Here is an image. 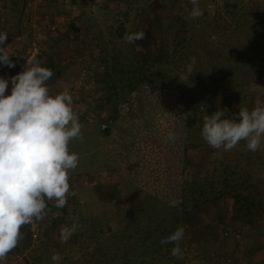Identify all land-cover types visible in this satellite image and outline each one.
Segmentation results:
<instances>
[{
	"label": "rangeland",
	"instance_id": "obj_1",
	"mask_svg": "<svg viewBox=\"0 0 264 264\" xmlns=\"http://www.w3.org/2000/svg\"><path fill=\"white\" fill-rule=\"evenodd\" d=\"M104 1L0 0V32L7 33L5 47L15 65L8 67L0 64V77L9 80L6 95L11 93V77L28 66L27 60L39 61L45 67L54 65L59 70L60 74L51 77L46 84L53 95L69 91L73 98V109L78 113L82 125L83 141L76 139L69 144L70 151L79 155L78 167L69 175H75L80 202L86 199L94 204L98 199L96 184H108L119 175L131 181V189L138 188L145 193L173 199L181 172L178 160L186 141V110L199 96L198 89L195 93L189 89L183 94L179 89L152 92L142 87L133 92L131 80L121 84L119 79L114 81L111 92L102 87L101 75L105 69L103 61L99 59L96 41L90 35L89 23L93 25L94 22L96 25H93L92 30L96 36H103L102 30H109L112 18L124 17V10L131 4L128 7L130 19L126 24L129 31L133 26L136 7L145 6L140 30L143 29L146 35L150 33L152 38L143 42L141 47L146 49L147 45L154 46L153 37H156L150 17L154 12L161 11L159 0H111V5ZM227 1L243 7L237 17L226 11ZM111 7L113 11H109ZM193 7L190 0H180L176 10H185V15H190L195 22L202 19L203 15L193 18ZM199 8L203 13H216L219 22L227 26L224 41L216 49L213 48L216 51L224 45L223 50L228 54L225 55L223 51L226 59L223 54L222 59L221 53L218 55L222 61H227L230 47L249 45V36L252 37L255 28L264 29V0H199ZM84 18H91L93 22H85ZM20 19L23 21L22 27L19 26ZM71 20L82 23L80 32H73L67 27ZM143 22L145 25H142ZM104 37L105 40L110 38L119 42L124 54L131 50L126 39L119 40L109 35ZM197 38L202 42L205 40L200 35ZM212 40L219 39L212 36ZM107 43L113 47L116 42ZM209 46L212 47V44ZM111 49H105L103 55H106V50L111 52ZM262 50L264 52V48ZM258 54L245 50L239 52L233 62H227L231 67L239 62L245 69V75H249L250 80L254 78L246 94L243 93L245 99L241 103L234 101L227 106L226 111L230 116L236 117L241 104L248 103L245 108L249 110L258 102L264 104V83L258 82L259 77L264 78V63L259 57L262 53ZM116 100L119 102V117L110 121L111 108ZM170 131L176 135L174 141L166 139ZM210 151L213 158L225 160L232 165L240 163L241 188L264 192V138L255 152L250 151L246 141L241 140L229 151L191 145L189 153L197 162L208 156L203 164L208 166ZM70 181L72 189L74 186ZM46 203L47 216L39 225L35 223L39 237H32L27 250L18 245L8 254L6 264L59 263V259L54 261L52 257L58 256L56 245L62 243L60 231L67 225L58 223L59 210L55 202ZM97 206L101 208L100 204ZM195 216V220H189L192 225L184 228L182 253L184 255L187 252V264H264V248H257L254 244L255 234L264 243V217L263 224L258 225L254 232L246 222L247 218L237 212L236 204L230 198L204 205L196 211ZM250 247L253 253L248 251Z\"/></svg>",
	"mask_w": 264,
	"mask_h": 264
},
{
	"label": "trees",
	"instance_id": "obj_2",
	"mask_svg": "<svg viewBox=\"0 0 264 264\" xmlns=\"http://www.w3.org/2000/svg\"><path fill=\"white\" fill-rule=\"evenodd\" d=\"M104 2L111 5L112 1ZM159 2L160 13L154 12L150 17L153 22V33L156 35L155 38L153 37L155 44L147 45L146 49L141 47L143 42L152 38L149 36L150 33L146 35L145 31L144 39L135 43L128 42L131 50L126 54L123 53L119 42L103 38L109 35L123 40L127 34L143 30H140V19L145 12V6L138 9L136 7L133 26L129 31L126 24L130 19L128 7L131 4H128L127 9L124 10V17L112 18L109 22V30H102L103 36H96L92 31L93 25L96 27L93 19L84 18V21L93 22V25L89 23L88 29L96 41L99 59L103 61L105 70H102L101 85L106 87L108 92L114 89L113 84L117 79L121 84L125 80H131L133 92L142 87H147L152 92L160 89H179L183 94L189 89L192 93L198 89L199 96L197 95L196 101L186 110V141L182 156L178 160L181 164L178 190L173 199L165 196L163 198L161 195L145 193L138 188L131 189V181L119 175L108 184H96L98 199L92 204L86 199L83 202L79 201L75 187L77 181L74 180L75 175L71 176L70 182L74 186L71 190L76 195L68 197L64 208H58V223L61 222L69 227L77 223L78 227L67 242H58L59 244L56 245V253L59 256V263L56 264H187V252L183 258L173 257L171 249L174 245L161 244L160 241L176 229L192 225L189 220L191 218L195 220L199 208L222 199H233L237 212L247 218L246 222L255 230L254 232L257 231L258 225L263 224L264 192L241 188L239 162L232 165L225 160L213 158L210 151V164L203 166L208 156L204 157L205 160L197 162L192 159L189 151L191 145L211 147L201 135L205 114L200 111V105H204V111L208 115L219 108L226 112L227 117L235 118V115H228L227 106L234 101L241 103L245 99L243 93L246 94L254 78L250 80L249 75H245V69L239 62L233 67L227 62H233L239 52L251 50L254 55L262 53L259 57L264 63L262 50L264 29L255 28L252 37L249 36V45L230 47L227 61H222L224 45L216 51L213 48L216 49L221 45L228 29L224 23L219 22L216 13H203V20L198 19L194 22L190 15H185V10H176L180 0H159ZM14 3L18 4L16 1ZM226 7V11L235 17L243 9L238 3L230 1L226 2ZM112 8H108L109 11ZM22 24L23 21L20 19L19 26L22 27ZM81 25L82 23L79 24L77 20H71L67 27L73 32H80ZM142 25H145V22ZM198 35L205 40L202 42L197 38ZM212 36L219 40L213 41ZM107 42L116 43L110 47ZM210 44L212 47L209 46ZM108 48H112L111 52L106 50L104 56L103 51ZM227 54L226 52L225 55ZM225 55L223 54L224 59H226ZM231 56L233 58L230 60ZM193 57L196 62L189 73L188 67ZM47 68L53 71V76L60 74L54 65H49ZM181 75L187 78L180 81ZM259 81L264 83V78L259 77ZM118 104L117 100L113 102L110 121L119 117ZM246 105L248 103L241 104L239 108H245ZM177 199L182 202L176 207H171L170 202ZM97 204H100L101 208ZM35 223L39 225L40 221ZM21 232L23 239L18 245L21 249L27 250L33 239L32 225H24ZM254 236L256 237L254 244L257 248L263 249V240L260 241L257 234ZM182 246L183 240L181 250ZM248 251L254 252L251 247Z\"/></svg>",
	"mask_w": 264,
	"mask_h": 264
},
{
	"label": "clouds",
	"instance_id": "obj_3",
	"mask_svg": "<svg viewBox=\"0 0 264 264\" xmlns=\"http://www.w3.org/2000/svg\"><path fill=\"white\" fill-rule=\"evenodd\" d=\"M191 16L203 15L199 0H190ZM145 38L144 30L127 34L129 43ZM7 33L0 32V64L14 67L6 50ZM192 58L188 67L191 73ZM28 66L11 77V93L6 95L9 80L0 77V264H6L8 254L23 239L21 228L47 216L46 201H54L55 207L64 208L69 196L76 193L70 188V172L77 169L79 155L70 151L73 140L83 141L82 125L73 109V98L64 90L50 93L46 82L53 71L39 61L27 60ZM186 76H179L180 81ZM201 135L209 146L225 151L246 141L250 151H257L264 138V104L257 103L251 110L239 108L235 118L227 117L223 109L211 115L204 111ZM167 140L176 135L169 132ZM182 201L170 202L171 207ZM77 223L61 228V242H67L76 232ZM184 228L176 229L160 241L173 244L171 254L183 258L181 242ZM52 259L59 257L53 255Z\"/></svg>",
	"mask_w": 264,
	"mask_h": 264
},
{
	"label": "built area",
	"instance_id": "obj_4",
	"mask_svg": "<svg viewBox=\"0 0 264 264\" xmlns=\"http://www.w3.org/2000/svg\"><path fill=\"white\" fill-rule=\"evenodd\" d=\"M32 225V233H33V237L34 239H37L39 237V231L38 229L35 227V220L33 221Z\"/></svg>",
	"mask_w": 264,
	"mask_h": 264
}]
</instances>
